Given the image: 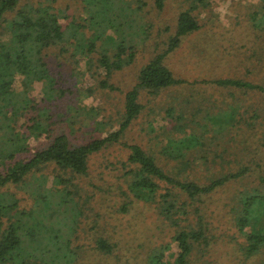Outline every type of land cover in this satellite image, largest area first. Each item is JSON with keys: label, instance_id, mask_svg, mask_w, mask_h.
Masks as SVG:
<instances>
[{"label": "rangeland", "instance_id": "rangeland-1", "mask_svg": "<svg viewBox=\"0 0 264 264\" xmlns=\"http://www.w3.org/2000/svg\"><path fill=\"white\" fill-rule=\"evenodd\" d=\"M25 3L49 4L61 24L87 25L78 32L86 37L97 33L101 38L95 41V50L89 51L87 43L75 47L72 38L54 45L50 29L34 32L52 43L45 50V60L53 83L48 88V83L35 80L32 74H17L9 86L1 85L6 101H1L0 117L7 114L5 125L13 129L11 136L21 135L18 143L23 147L13 158H6L7 139L1 136L7 130L0 129L1 173L9 166L22 165L54 132H63L71 143L78 144L116 130L125 92L137 83L140 68L165 49L178 13L189 7L190 0H165L160 9L155 0H110L112 28L95 24L102 19L97 11L100 7H86L82 0H22ZM207 4L193 11L200 28L184 36L165 57L174 76L184 82L156 96L141 92L143 108L121 139L140 144L161 165L157 151L166 139H203L204 145L193 155L169 163L184 167L180 178L199 183L243 169L194 201L210 243L194 247L187 264H264V241L258 242L264 234V98L256 90L212 82L221 77L264 83V0H208ZM225 4L222 18L219 9ZM5 30L0 28V40L5 38ZM102 46L114 61L109 76L100 63ZM128 46L135 51L133 61L115 68ZM105 77L113 88L100 84ZM89 97L98 103L86 104ZM128 153L122 143L109 144L90 155L87 174L74 178L56 175L58 170L52 164L39 166L24 176L26 183L20 187H3L0 203L12 193L18 198V215L20 210L32 211L31 217L24 216L22 234L34 231L41 237L59 227L61 243L52 249L73 251L79 255L75 264H174L179 252L173 238L177 227L164 219L155 202L136 200L128 192L124 174ZM185 160L189 163L184 166L181 161ZM125 203L128 211L123 212ZM58 218L61 223L57 225ZM98 237L112 245L110 253L97 250ZM250 243L259 244L253 253L244 249ZM27 250L17 264H31L29 252L38 253ZM160 254L161 263L151 260Z\"/></svg>", "mask_w": 264, "mask_h": 264}, {"label": "trees", "instance_id": "trees-1", "mask_svg": "<svg viewBox=\"0 0 264 264\" xmlns=\"http://www.w3.org/2000/svg\"><path fill=\"white\" fill-rule=\"evenodd\" d=\"M108 1L110 0H82L86 7L93 4L100 7L97 11H99L98 15L102 19L95 20V24L111 27L113 21L108 12L111 11L112 4L108 3ZM164 1L155 0L157 8H162ZM207 2L208 0H190L189 7L178 13L174 33L167 40L165 49L156 53L140 68L137 83L125 92L123 112L116 130L108 131L105 136H92L78 144L71 143L65 133L54 132L51 139L38 148L22 165L17 167L9 166L4 173L0 172V198L4 195L3 191H1L3 187H8L10 184L20 187L21 184L26 183L24 176L31 173L34 168L38 169L39 166L47 167L52 164L58 170L56 175L61 174L64 177L69 174L72 178L75 175H85L87 174L90 155L102 150L109 144L122 143L129 150L126 160L128 169L124 173L127 176L128 192L136 200L146 198L148 201L155 202L157 204L156 208L164 219L177 227L173 238L176 241L179 252L174 264H187L194 247L209 245L210 237L205 231L200 209L195 205L194 201L199 196L223 185L230 178L239 175L243 169L214 177L208 183H199L197 179L180 178L179 175L184 167L170 166L169 163L171 159H180L182 157L187 159L188 155H193L197 148H202L204 145L203 139H166L160 151H157L159 158L161 157L163 160V165L159 163L158 157L144 150L140 144L127 143L121 139L124 131L143 108V105L139 102L141 92L145 91L149 95L156 96L161 90L184 82V80L174 76L165 63V57L179 46L184 36L200 28L193 11L201 6H207ZM52 9L53 6L49 4L37 3L34 5L29 3L22 4V0H0V28L2 26L7 28L5 30V38L0 40V90H2V84H5L6 87L9 86L12 77L17 74H32L35 80L46 82L48 83L46 86L48 88L51 87L53 78L48 72L45 50L52 43L40 36H35V31L52 30L55 37L54 45L63 41L68 42L72 38L76 40L75 47H80L87 43V50H95V41L101 38L100 35L93 33L91 36L86 37L83 31L78 32V28L87 26L81 23H70L66 26L61 24ZM9 14L11 15L8 16ZM33 17L37 18L33 21ZM151 25L149 23L147 26L150 27ZM78 34L80 37H78ZM101 49H104L102 50L104 52L100 56V63L105 68L106 76H109L113 70L114 61L111 59L112 57L107 48L102 46ZM121 54H125V57L118 56V64L115 66L117 69L133 61L135 57L133 46L124 47ZM108 78L105 77L100 84L103 87L113 88L108 83ZM214 82L219 85L231 84L249 90H256L264 98V83H249L243 80L240 81L237 78L219 79ZM62 92L64 91L62 90ZM2 100L6 101V98H3V93L0 92V104ZM6 116L7 114L5 113L3 117H0V129L6 128L7 130L4 131V137L1 136V139H7L5 141L8 151L4 152L5 157L13 158L16 151L23 150V147L18 143L22 137L19 133H13L11 136L10 132L13 129L5 125ZM34 127L35 125L29 126L28 130L33 131ZM262 131L264 144V127ZM200 157L205 158L204 155ZM192 161L194 163V160ZM0 163H3L1 158ZM181 163L185 166L189 161L185 160L181 161ZM174 170L177 175H174ZM65 180L67 182L68 177ZM162 189L164 190L163 192L161 191ZM8 196V200L0 203V264H17L20 258L25 253L27 254L28 248L38 252L37 254H30L29 252L27 258H29L31 264H75L79 255L76 257V253L73 251L63 252L66 248L62 249L61 247L55 250L56 252L52 249L56 244L60 246L61 243V229L59 227L53 229V232H49V234L44 232L45 235L41 237L36 235L37 232L35 234L34 231H26V234H22L25 228L23 224L24 216L30 215L31 217L32 211L20 210L18 215L16 210L18 198L12 193ZM132 201L130 199L128 204ZM49 202L47 201V203ZM128 204L125 203V207L122 209L123 212L128 211ZM193 205V209H190ZM56 212V210L53 211V216L57 215H55ZM193 215L196 216V221H194ZM63 218L66 219L67 217ZM60 223L61 221L58 218L56 224ZM259 237L258 242L260 244L264 241V234ZM32 241L36 243L33 247ZM259 244H246L244 249L247 253H253L254 248ZM95 247L97 250L107 254L112 250V245L103 237L96 239ZM51 252L53 253L51 254ZM162 257L163 255L160 254L153 256L151 260H158L161 263ZM149 264L152 263L149 261Z\"/></svg>", "mask_w": 264, "mask_h": 264}, {"label": "clouds", "instance_id": "clouds-1", "mask_svg": "<svg viewBox=\"0 0 264 264\" xmlns=\"http://www.w3.org/2000/svg\"><path fill=\"white\" fill-rule=\"evenodd\" d=\"M219 11L221 12V16L223 18V14L226 13L227 11V4L225 5H222L221 8L219 9ZM86 104H94V103H98V101H93V99L91 97H89L86 101H85Z\"/></svg>", "mask_w": 264, "mask_h": 264}, {"label": "crops", "instance_id": "crops-1", "mask_svg": "<svg viewBox=\"0 0 264 264\" xmlns=\"http://www.w3.org/2000/svg\"><path fill=\"white\" fill-rule=\"evenodd\" d=\"M219 79H227V78H216V79H213V81L212 82H214L215 80H219ZM238 79V78H237ZM215 83V82H214ZM215 84H217V83H215ZM217 85H219V84H217Z\"/></svg>", "mask_w": 264, "mask_h": 264}]
</instances>
